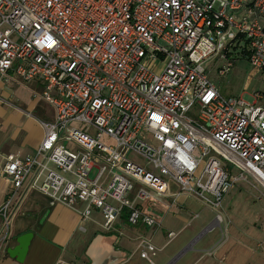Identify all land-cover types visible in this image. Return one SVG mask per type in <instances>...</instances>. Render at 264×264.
I'll return each mask as SVG.
<instances>
[{"label":"built area","instance_id":"1","mask_svg":"<svg viewBox=\"0 0 264 264\" xmlns=\"http://www.w3.org/2000/svg\"><path fill=\"white\" fill-rule=\"evenodd\" d=\"M243 57L264 74V0H0V80L40 84L55 113L34 154L6 156L0 262L29 192L105 231L158 228L138 202L181 196L222 225L235 185L264 187L263 97H224L205 67Z\"/></svg>","mask_w":264,"mask_h":264},{"label":"crops","instance_id":"2","mask_svg":"<svg viewBox=\"0 0 264 264\" xmlns=\"http://www.w3.org/2000/svg\"><path fill=\"white\" fill-rule=\"evenodd\" d=\"M41 91L37 83L23 85L0 80V205L11 185L2 173L6 156L34 154L45 136L42 122L54 120V109L35 97ZM138 205L160 227H132L123 217L113 230L105 231L102 218L98 221L91 216V220L83 222L77 211L63 205L51 206L43 195L29 192L16 208L11 238L0 264H151L140 257L142 242L149 241L156 252L163 253L176 241L174 249L165 254L169 256L166 264H174L181 258L180 244L196 240L195 234L204 228L203 224L199 228L198 223L191 224L200 218L199 213L190 219L186 215L191 208L202 205L195 198L181 196L176 201L172 197L151 198L139 201ZM168 232H174L176 238L168 240ZM26 233L33 234V239L25 260L18 262L7 251Z\"/></svg>","mask_w":264,"mask_h":264},{"label":"rangeland","instance_id":"3","mask_svg":"<svg viewBox=\"0 0 264 264\" xmlns=\"http://www.w3.org/2000/svg\"><path fill=\"white\" fill-rule=\"evenodd\" d=\"M223 64V61H209L205 67L210 80L224 97H241L253 103L255 93H259L264 101L262 72L253 69L243 57L237 59L226 76H220L217 66ZM202 205L191 208L186 215L190 219L199 213L200 218L191 224L198 223L197 228L203 224L204 228L195 234L196 240L180 244L181 258L174 264H264V187L261 184L249 178L232 188L223 200L222 225L213 222L215 213ZM92 219L101 221V215L93 212ZM176 243L163 253L157 251L152 258L154 264L168 263L169 256L165 254L173 250Z\"/></svg>","mask_w":264,"mask_h":264},{"label":"water","instance_id":"4","mask_svg":"<svg viewBox=\"0 0 264 264\" xmlns=\"http://www.w3.org/2000/svg\"><path fill=\"white\" fill-rule=\"evenodd\" d=\"M32 239H33V234L31 233H26L19 236L16 240L17 245L13 248H10L7 251V254L11 258H15L18 262H23L28 253Z\"/></svg>","mask_w":264,"mask_h":264}]
</instances>
